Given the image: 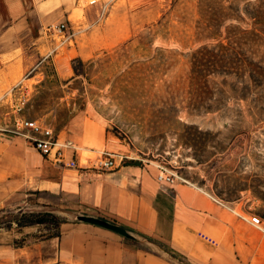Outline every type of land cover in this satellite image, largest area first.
I'll return each instance as SVG.
<instances>
[{"label":"rangeland","instance_id":"obj_1","mask_svg":"<svg viewBox=\"0 0 264 264\" xmlns=\"http://www.w3.org/2000/svg\"><path fill=\"white\" fill-rule=\"evenodd\" d=\"M92 5L91 12L72 17L80 18V59L72 63L73 76L43 90L32 110L45 105V119L58 125L79 107L102 115L106 128L134 155L175 168L188 181L184 174L205 176L191 144L197 130H208L231 150L232 169L220 167V185L236 188L237 198L229 203L264 219V200L252 191L264 192V77L236 66L209 72L198 67L199 60L232 49L237 58L264 65V31L254 18L264 12V0H97ZM85 15L91 22L82 23ZM217 43L228 50L214 49ZM126 156L116 157L117 163L130 161L131 154ZM22 213L47 215L45 224L31 225L38 240L59 234L62 223L80 221V215L118 224L80 211L68 194L31 190L0 208V230L14 227L6 225Z\"/></svg>","mask_w":264,"mask_h":264},{"label":"crops","instance_id":"obj_2","mask_svg":"<svg viewBox=\"0 0 264 264\" xmlns=\"http://www.w3.org/2000/svg\"><path fill=\"white\" fill-rule=\"evenodd\" d=\"M92 7L88 0H0V121L10 120L5 112L25 92L22 116L49 126L57 141L53 151L60 147L63 161L76 165L55 162L19 134L2 133L0 208L31 190L68 194L80 211L115 221L132 238L81 220L62 223L59 236L43 240L35 237L36 227L14 226L0 230V264H264V234L238 214L240 203L223 207L191 180L164 189L157 167L134 155L102 115L79 107L58 125L45 119V105L32 110L43 90L73 76L80 18L72 17ZM63 22L67 36L54 29ZM106 152L130 153L131 160L105 169L99 162Z\"/></svg>","mask_w":264,"mask_h":264},{"label":"trees","instance_id":"obj_3","mask_svg":"<svg viewBox=\"0 0 264 264\" xmlns=\"http://www.w3.org/2000/svg\"><path fill=\"white\" fill-rule=\"evenodd\" d=\"M254 18L256 19V23L259 24L264 31V12H258ZM214 49H225L228 50L227 45H223L222 43H217L214 46ZM200 49H206L203 46ZM198 49L197 51H200ZM213 49V48H212ZM236 66L239 68H245L247 71H253L260 78L264 77V65H262L259 60L254 61L250 57L245 58H237V52L235 50H231V53L222 54L221 56H209L208 60L205 61L199 60L198 67L204 68L207 72L215 71L227 67ZM193 128H197V126H193ZM196 141L191 144L192 148L196 150L198 153L193 154V159L195 161V165L199 166L204 170V178L191 177L184 174V176L196 183L200 187H206L210 189L218 198L223 201L230 202L236 199L237 197H233L235 190L223 188L220 185L221 177L224 173H222L220 167L224 166L226 169H232L233 162H231L230 154L231 150L228 147H221L219 143L215 142L211 137V132L208 130H197L196 132ZM211 146L215 151L209 155L207 154L206 148ZM188 164V163H185ZM240 188V187H239ZM248 187L245 185L240 189H247ZM253 193L258 197L264 200V192L258 191L256 189L252 190ZM233 193V194H232ZM47 215H40L34 213H22L19 216H15L13 220L9 221L6 227H11L13 224L16 227H24L31 226L36 224H45L47 222ZM3 226V223H0V227ZM59 236V234L55 235ZM132 238V237H130ZM148 240L152 241L151 238L147 237ZM160 247H162L167 252L172 253V249L168 248L166 245L156 242Z\"/></svg>","mask_w":264,"mask_h":264},{"label":"built area","instance_id":"obj_4","mask_svg":"<svg viewBox=\"0 0 264 264\" xmlns=\"http://www.w3.org/2000/svg\"><path fill=\"white\" fill-rule=\"evenodd\" d=\"M97 0H90L89 4L96 3ZM54 29L60 33H64L67 36L68 33V25L66 23H60L59 25L55 26ZM50 57V54L43 56L36 65H40L41 62L45 61L47 58ZM20 83L18 84V87ZM28 103V97L25 92L19 95L18 100L9 107V110L5 113L10 116V120L7 122L0 121V135L2 133H12V134H19L24 137L25 142L36 150H38L43 155L51 158L57 163H64L67 167H75V161L71 160L68 162L63 161V153L59 148L54 149L57 145V141L54 137V133L52 129L47 126L46 124L39 122L35 119H27L22 116L23 110ZM2 105L0 104V116L2 113ZM116 155V156H115ZM118 155V156H117ZM116 157H119L120 160L123 158H127L126 155L123 154H115L112 152L104 153V158L99 162V166L105 169H111L119 165L116 161ZM168 169L164 165H157V174H156V181L164 188H171L177 182H188L182 175H179L175 170ZM195 185L194 183H191ZM206 194L217 204L227 207L230 210H233L230 204L222 199L218 198L213 193L206 192ZM242 217H246L249 222L256 227L262 234H264V219L257 214H245V213H238ZM247 215V216H246Z\"/></svg>","mask_w":264,"mask_h":264},{"label":"water","instance_id":"obj_5","mask_svg":"<svg viewBox=\"0 0 264 264\" xmlns=\"http://www.w3.org/2000/svg\"><path fill=\"white\" fill-rule=\"evenodd\" d=\"M79 220L88 222L94 225H98L100 227L106 228L108 230L114 231L124 237L130 238L132 235L121 225L111 223L105 219L96 218L92 216L80 215Z\"/></svg>","mask_w":264,"mask_h":264}]
</instances>
